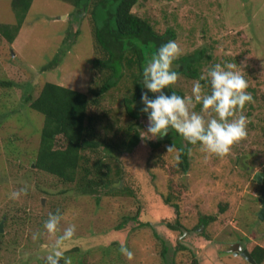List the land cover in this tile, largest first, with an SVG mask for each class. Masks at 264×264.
<instances>
[{
  "label": "rangeland",
  "instance_id": "rangeland-1",
  "mask_svg": "<svg viewBox=\"0 0 264 264\" xmlns=\"http://www.w3.org/2000/svg\"><path fill=\"white\" fill-rule=\"evenodd\" d=\"M11 1L0 0V24L16 22L18 9ZM78 10L70 0H32L14 41L0 33V81L11 82H0V264H44L56 235L43 225L57 210L63 214L57 235L76 225L65 249L72 264H195V258L200 264H253L234 252L239 245L264 247L261 185L254 177L264 172V0H138L134 12L159 32L175 31L180 56L206 51L199 77L215 63L236 65L253 96L243 109L247 135L223 156L195 145L184 172L176 159L179 149L167 152L172 143L164 140L170 137L183 147L187 141L175 130L162 138L147 133L140 98L134 107L141 139L133 151L109 156L106 147L98 153L86 150L91 165L102 157L113 168L114 182L91 192L78 190V179L66 182L36 168L45 118L24 100L26 93L37 96L46 81L98 95L102 82L93 64L91 15ZM57 54L58 64L44 70ZM198 78L180 74L173 87L191 96ZM126 84L123 79L99 106H91L95 115L107 113L97 121L98 136L107 142L126 138L134 124L120 98ZM201 84L210 90L206 80ZM194 107L199 111V104ZM84 173L80 168L77 177ZM25 186L26 194L9 199L10 191ZM202 217L209 222L203 224ZM148 219L152 224H144ZM34 232L40 234L35 240ZM178 241L190 242L195 250L179 247ZM122 244L134 253L131 259L120 252Z\"/></svg>",
  "mask_w": 264,
  "mask_h": 264
},
{
  "label": "trees",
  "instance_id": "trees-1",
  "mask_svg": "<svg viewBox=\"0 0 264 264\" xmlns=\"http://www.w3.org/2000/svg\"><path fill=\"white\" fill-rule=\"evenodd\" d=\"M80 9L88 11L92 20L93 40L95 42L96 57L93 58L94 67L100 72L101 86L95 90L98 94L92 97L87 91L72 88L53 81H46L38 90L37 96L30 93L24 95V100L29 102V107L44 115V124L40 134L35 166L37 169L57 176L66 182H79L76 188L82 192L96 191L101 185L113 183L112 166L100 158L97 163H90V156L86 150L91 148L98 153V148L106 147L109 156H116L115 152L133 151L141 139L140 130L135 127L139 123V115L134 104L141 98L142 69L147 58L167 40L175 39V31L167 29L159 32L148 18L138 15L133 8L138 0H70ZM32 0H12L16 12V22L13 24H0V33L11 43L16 38L24 21ZM205 50L200 49L180 56L174 65L180 74L190 78H198L205 58ZM210 56L207 57L209 59ZM60 55L49 61L43 69L53 68L58 64ZM128 80L130 85H125L121 94V101L127 116L134 124L125 132L126 138H118L115 143L101 139L97 132V121L103 120L107 114L95 115L91 106H99L104 96L113 88H119L122 80ZM3 85H11L10 81H0ZM146 90V89H144ZM166 94L171 91L183 95L173 85L164 89ZM114 94L113 92L111 93ZM104 110V109H103ZM177 133V132H176ZM179 136L180 134L177 133ZM129 136V137H128ZM129 138V139H128ZM164 141L172 143L179 149V166L184 172L190 167L189 152L195 145L183 147L178 141L167 137ZM198 145V144H197ZM182 150V151H181ZM84 169V174L78 176L79 169ZM89 173L94 175L89 177ZM116 173L120 175V170ZM30 174V173H29ZM109 180L104 183V180ZM103 183V184H102ZM170 199L167 198V201ZM177 207L178 205H174ZM127 220V219H126ZM156 220V219H155ZM202 222L207 224L208 217H202ZM144 224H152L151 220ZM123 223L118 225V229ZM177 230V225H169ZM178 245L190 249L182 241ZM251 254L256 264L264 260V247L256 245ZM195 264H200L194 259Z\"/></svg>",
  "mask_w": 264,
  "mask_h": 264
},
{
  "label": "clouds",
  "instance_id": "clouds-1",
  "mask_svg": "<svg viewBox=\"0 0 264 264\" xmlns=\"http://www.w3.org/2000/svg\"><path fill=\"white\" fill-rule=\"evenodd\" d=\"M182 54L175 40H167L147 58L142 69L141 111L147 115L146 132L152 137H164L175 130L191 145H199L205 153L223 156L231 147L247 135L248 118L243 113L246 103L253 101L244 75L230 61L211 65L206 75L202 74L192 84L191 96H181L164 89L174 85L180 73L174 61ZM207 81L209 91H205L201 81ZM146 89L147 91H145ZM149 92L155 94L151 98ZM197 104L199 111L194 110ZM214 113V115H213ZM173 144L167 146V152L174 151ZM182 151V150H181ZM176 159H180L177 154ZM28 188L22 187L9 192V199L16 200L26 194ZM63 214L57 210L49 213L43 227L48 233L56 235L54 243L46 250L44 264H72L65 255L66 242L76 233V225L69 224L59 232ZM39 233L34 232L35 240ZM120 252L131 259L134 253L125 245Z\"/></svg>",
  "mask_w": 264,
  "mask_h": 264
},
{
  "label": "water",
  "instance_id": "water-1",
  "mask_svg": "<svg viewBox=\"0 0 264 264\" xmlns=\"http://www.w3.org/2000/svg\"><path fill=\"white\" fill-rule=\"evenodd\" d=\"M264 172H256V174L254 175L255 179L257 180H260L261 177L263 176ZM263 213H264V207L263 209L260 211V217L263 218ZM1 230H2V227H0ZM186 246L190 247L193 251L195 250L194 249V246L190 243V242H186V241H182ZM241 256H243L246 260H248L249 262L253 263V264H256V261L255 259L253 258L251 252L246 248L244 249L242 252H241ZM62 263V259H61V262L60 264Z\"/></svg>",
  "mask_w": 264,
  "mask_h": 264
},
{
  "label": "flooded vegetation",
  "instance_id": "flooded-vegetation-1",
  "mask_svg": "<svg viewBox=\"0 0 264 264\" xmlns=\"http://www.w3.org/2000/svg\"><path fill=\"white\" fill-rule=\"evenodd\" d=\"M264 174H263V176L261 177V179L260 180H257V182H258V186L259 185H261V190H260V196L258 197V200L260 201V203H261V208H260V211L263 209V207H264ZM260 211L258 212V215H259V217H260ZM261 218V217H260ZM263 218H264V213H263ZM263 218H261V219H263ZM204 224V223H203ZM247 247H245V246H243V245H239V247H238V250L236 251V252H234V253H239L240 255H241V252L244 250V249H246ZM248 249V248H247ZM249 250V249H248ZM250 252L252 251V250H249ZM243 257V256H242ZM244 258V257H243ZM248 261V260H247ZM61 264H63V260H62V263Z\"/></svg>",
  "mask_w": 264,
  "mask_h": 264
}]
</instances>
